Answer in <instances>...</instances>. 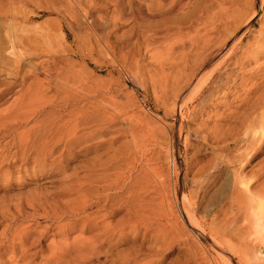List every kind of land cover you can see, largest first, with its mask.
Returning <instances> with one entry per match:
<instances>
[{
  "label": "rangeland",
  "instance_id": "1",
  "mask_svg": "<svg viewBox=\"0 0 264 264\" xmlns=\"http://www.w3.org/2000/svg\"><path fill=\"white\" fill-rule=\"evenodd\" d=\"M203 1L191 0L177 13L168 0H86V22L93 20L97 31H82L73 18L59 29L58 15L45 4L23 6L35 12L23 28L50 29L56 42L72 49L67 56L77 90L71 92L82 100L69 106L102 104L120 114L104 145L91 139L52 155L32 128L67 109L47 102L22 123L0 125V264H264V3L257 0L259 13L230 57L232 72L218 79L216 97L198 103L189 100L191 90L185 93L182 106H198L188 118L180 110L186 120L174 129L175 80L208 53L204 34L212 46L227 32L225 9L251 12L246 0H215L216 20L201 27L198 48L168 53L182 39L167 40L164 31L187 28ZM7 25L0 21V49ZM245 54L251 55L246 62ZM11 58L0 50L3 70ZM14 101L6 93L0 115ZM184 124L191 131L186 138ZM155 126L165 132L160 143L149 131ZM101 172L119 175L103 195L90 180ZM184 201L201 233L193 231Z\"/></svg>",
  "mask_w": 264,
  "mask_h": 264
},
{
  "label": "bare ground",
  "instance_id": "2",
  "mask_svg": "<svg viewBox=\"0 0 264 264\" xmlns=\"http://www.w3.org/2000/svg\"><path fill=\"white\" fill-rule=\"evenodd\" d=\"M28 2L38 3L39 5L45 4L42 5L46 7L45 10L52 14H57L59 20L56 21V24L59 29L63 30V21H66L68 18H73L77 21V25L82 31H86L90 27L93 28L94 31H97V26L93 20L89 23L86 22L85 18L87 17V11L83 8L86 0H0V21L8 22V25L3 32L6 47L0 50L12 55V58L7 64L8 68L5 70L2 69V63L0 62V99L6 93H12L15 95L12 110L10 112L8 111L5 115H0V125H5L7 127L10 123H22V120L30 111H32V109L35 110V108H38L40 105L49 102L48 105L50 106L52 104L57 105L68 111L65 113L66 115L64 114L65 116H53L49 122H41L40 124L42 125H36V129L32 128L34 134L38 135V138L42 139L43 137L44 140L46 139L45 141L50 144L48 155H52L56 151L60 152L61 150L70 151V149L91 139H93V142H96V145L98 146L104 145L105 135L112 123L117 121V115H119L120 112L115 109L109 110L106 107L107 105L102 104H91L80 108H75L73 105H71V107L69 106L70 101L80 99L78 95H75L78 96L77 98L71 92V89L74 90V93L77 90L75 87V73L72 70L70 59L67 56L72 54V49L69 45L62 46L61 42H56L55 35L50 29L37 31L22 27L24 23L30 19V16L35 14L34 11L28 12L23 8ZM190 3L191 0H168L170 10L177 13L183 12ZM263 3L264 0H260V7L263 6ZM36 4L35 6H37ZM246 4L251 8L249 14L245 11H241L242 9L237 10L235 13H228L225 9L224 16L225 21L228 24L226 34L219 38L217 43L212 42L213 45L211 46V41H209L211 38L208 37V33H205L204 36L207 35V38L203 40V49L207 48L208 53H205L199 63L195 65L194 69H192L184 79L175 80V83L178 86L175 88V95L171 107V110L175 115L173 118L174 129L178 122L182 123L186 120L182 121L180 110H183L185 118L187 117V113L188 115L193 114L198 103L204 97L206 98L205 101L207 100L208 102L216 97L217 88L219 87V84L217 83L218 79L228 78V72H223L228 70L231 71V69H233L229 68L231 63L230 57L238 52L246 32L249 31L247 28L257 16L260 9L257 7V0H246ZM214 7L215 0H204L200 13L193 16V19L187 28L173 26L164 31L165 33L162 34L167 37L169 36L167 40H169L170 37H179L178 39H182L181 43L171 44L169 49L170 52L168 53H171V49L175 51L184 50L187 47L197 49L201 42V27H208L209 24H213L216 20L217 13L214 11ZM139 19L143 20L144 18L139 15ZM161 19L165 20L168 19V17L162 16ZM262 31L263 30L260 32ZM164 40H166V38H164ZM121 49L122 48H120L119 51H122ZM111 52L114 54L112 50ZM124 54L121 52L123 59H125ZM249 56L251 55H244L245 62L248 60ZM32 59L38 60H35L36 62H31ZM232 63L235 64L236 62L233 61ZM24 66H28V69L22 71ZM128 69L134 70L132 63H129ZM233 81L235 82V79H233ZM14 87H17L15 91H13ZM206 89H208L207 93L205 91ZM189 90H191L189 100L191 102L198 101L191 110H187L185 106H182L184 94L189 92ZM61 92L64 93L65 96L63 99L58 100V94ZM46 98L52 99L45 100ZM56 100L58 102H54ZM187 104L188 103H186V105ZM184 108L186 109L185 111ZM260 118L263 119V117ZM251 122L253 121L251 120ZM182 126L183 125H181V127ZM185 127L187 129V126ZM158 128L160 127H150L149 131L153 133L154 141L160 143L161 138L165 136V132L161 130V128L158 130ZM184 132H187L184 134L186 138V136H188L187 134H190L191 131L187 129V131ZM26 134L29 135V132L26 131ZM26 138L24 139L27 142ZM171 141L174 145V137H172ZM60 142H63L62 146L58 147ZM23 143L20 142V145L25 149L27 144ZM91 148V145L86 147L87 150ZM136 151H138L137 147L134 148L133 152ZM153 173L155 177H159L155 171H153ZM103 175L104 173L101 172L90 177L91 181L99 183L100 186H98L97 190L102 195L105 191L111 188V185L116 183V179L119 176L117 172L112 176ZM186 201H184L183 204L185 215L194 223L192 227L193 231H199L201 233V224L198 220H195L196 218L194 219L193 210L191 212L190 205H188L189 203L187 204Z\"/></svg>",
  "mask_w": 264,
  "mask_h": 264
}]
</instances>
